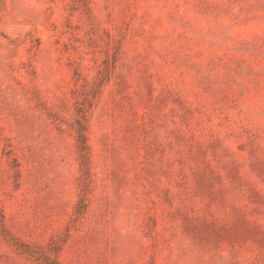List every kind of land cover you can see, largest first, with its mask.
Segmentation results:
<instances>
[{"label":"rangeland","instance_id":"obj_1","mask_svg":"<svg viewBox=\"0 0 264 264\" xmlns=\"http://www.w3.org/2000/svg\"><path fill=\"white\" fill-rule=\"evenodd\" d=\"M0 264H264V0H0Z\"/></svg>","mask_w":264,"mask_h":264}]
</instances>
